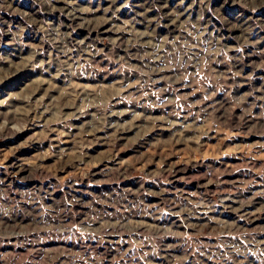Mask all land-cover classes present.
<instances>
[{"label":"rangeland","instance_id":"rangeland-1","mask_svg":"<svg viewBox=\"0 0 264 264\" xmlns=\"http://www.w3.org/2000/svg\"><path fill=\"white\" fill-rule=\"evenodd\" d=\"M0 264H264V0H0Z\"/></svg>","mask_w":264,"mask_h":264}]
</instances>
